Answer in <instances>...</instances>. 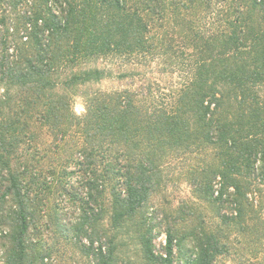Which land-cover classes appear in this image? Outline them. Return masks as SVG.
I'll return each mask as SVG.
<instances>
[{
    "label": "trees",
    "instance_id": "obj_1",
    "mask_svg": "<svg viewBox=\"0 0 264 264\" xmlns=\"http://www.w3.org/2000/svg\"><path fill=\"white\" fill-rule=\"evenodd\" d=\"M177 166L217 223L147 212ZM263 213L264 0H0V264H215Z\"/></svg>",
    "mask_w": 264,
    "mask_h": 264
},
{
    "label": "rangeland",
    "instance_id": "obj_2",
    "mask_svg": "<svg viewBox=\"0 0 264 264\" xmlns=\"http://www.w3.org/2000/svg\"><path fill=\"white\" fill-rule=\"evenodd\" d=\"M156 65L157 64H155V66ZM90 66H108L115 68V72L120 70L119 67L111 66L104 60L91 63ZM129 82L130 79L119 80L113 77L105 79L100 83L93 84L87 89L97 90L102 88L110 90L126 86ZM75 108L78 113H83L85 111V97L81 91L75 96ZM168 172L170 174V181H168L167 187L153 195L147 207V212L152 215H156L158 220H165L166 216L171 214L173 215L172 217H177V209L182 207V205H185V201L187 203H194L196 201L195 203H199L203 213L206 215L207 225L211 226L217 223L219 219L217 218L216 211L206 204L198 202L194 199L190 185L186 181V178L181 175V167L177 166L176 168H171ZM66 210L72 213L71 210ZM172 217L169 216L168 219L172 220ZM262 218L264 223V213ZM163 224H165V221ZM163 224H160V227L158 228L159 234L155 240L156 249L160 252L164 250L167 237L166 233L163 231ZM54 236L58 237L55 233ZM230 247V253L220 256L215 264H264V228L256 235H245L237 231L233 232ZM61 253L63 256L59 255V264H89L90 262L87 257L83 256L77 249L71 247L70 245L63 248Z\"/></svg>",
    "mask_w": 264,
    "mask_h": 264
}]
</instances>
